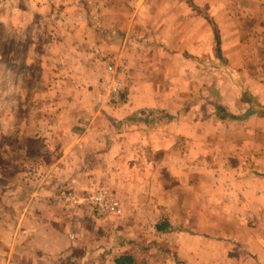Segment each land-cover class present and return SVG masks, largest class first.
<instances>
[{
	"label": "crops",
	"instance_id": "0c3cea01",
	"mask_svg": "<svg viewBox=\"0 0 264 264\" xmlns=\"http://www.w3.org/2000/svg\"><path fill=\"white\" fill-rule=\"evenodd\" d=\"M193 1L208 8L223 39L234 33L238 56L230 58L229 69L249 85L251 101L243 98L240 84L224 95L196 96L195 106L186 110L176 77H162L156 63L131 67L134 85L142 90L132 92L124 108L110 116L91 108L79 113L83 128L58 127L63 134L58 181L82 188L107 179L124 204L123 217L109 225L112 237L96 228L85 233L86 208L74 220L77 227L70 218L67 225H57L55 215L43 209L51 208L50 199L41 197L54 190H39L32 196L27 223L25 215L18 222V230L29 231L30 237L18 240L22 253L3 256L5 264H264V112L255 103L264 104V0ZM183 4L158 0L163 11L146 18L181 22L182 16L167 13V7ZM28 5L35 8L37 2L0 0V23L14 15L22 20ZM199 16L190 13V22L209 33L208 20ZM196 25L193 37L199 36ZM132 57L131 63L139 58ZM149 109L166 114L149 120ZM57 116L70 118L71 113L64 109ZM83 166L73 173L72 167ZM90 217L100 222L97 215ZM69 229L77 238H71ZM79 246L87 252L75 256L72 250Z\"/></svg>",
	"mask_w": 264,
	"mask_h": 264
},
{
	"label": "rangeland",
	"instance_id": "374dc122",
	"mask_svg": "<svg viewBox=\"0 0 264 264\" xmlns=\"http://www.w3.org/2000/svg\"><path fill=\"white\" fill-rule=\"evenodd\" d=\"M138 1L35 0L37 6H26L28 14L22 20L14 15L10 21L0 23V259L5 255L14 257L24 250L18 246V240L28 239L30 232L18 230V222L25 215L23 223H27L25 219L30 217L33 207L32 196L43 189L54 190L41 196L50 199L47 201L51 208L43 209L55 215L54 223L67 225L70 218L77 227L74 220L86 208L100 222L88 215L87 220L85 215L82 218L85 226H81L85 233L96 228L98 234L112 237L109 225L123 217L124 204L107 179L92 181L82 188L74 182L58 181L55 171L62 167L56 164L63 152L59 141L63 134L58 133V127L65 123L76 130L83 128L85 122L82 126L79 113L91 108L108 116L124 108L132 92L142 90L134 85L131 67L147 68L156 63L162 77H176L179 81L176 92L181 90L186 110L195 106L196 96L224 95L243 81L238 71L229 69L230 58L235 61L238 56L234 33L223 39L222 27L219 28L207 7L183 0L181 6L167 7V13L176 12L183 20L166 23L146 18L152 16L150 13L163 11L158 0L145 7L138 6ZM190 13L208 20L209 33L200 32L203 28L190 22ZM195 25L198 37L191 32ZM216 31L220 36L219 48ZM210 33L214 35L207 38ZM133 53L139 57L135 63H131ZM251 58L254 61V55ZM109 66L114 68L113 72ZM250 72L253 76L254 72ZM161 82L162 88L167 87V82ZM113 83L118 87V101L110 99ZM241 85L243 98L251 101L249 85ZM255 103L264 112V104ZM220 105H216L217 109ZM64 109L71 113L70 118L57 116ZM148 111L152 115L149 120L166 114L159 109ZM72 169L74 173L86 167ZM102 186L117 195L122 215H103L93 209L90 195ZM115 227L113 236L117 235ZM73 230L69 229L71 238H77L78 233ZM83 251L87 252L80 247L72 253L79 256ZM0 264H5L4 259Z\"/></svg>",
	"mask_w": 264,
	"mask_h": 264
},
{
	"label": "built area",
	"instance_id": "2783aa9c",
	"mask_svg": "<svg viewBox=\"0 0 264 264\" xmlns=\"http://www.w3.org/2000/svg\"><path fill=\"white\" fill-rule=\"evenodd\" d=\"M110 72H113L112 66L108 67ZM116 83L110 86V99L118 101L119 91ZM90 203L94 208L100 211L103 215H122L123 208L115 193H113L108 187H98L90 195Z\"/></svg>",
	"mask_w": 264,
	"mask_h": 264
},
{
	"label": "trees",
	"instance_id": "16d2710c",
	"mask_svg": "<svg viewBox=\"0 0 264 264\" xmlns=\"http://www.w3.org/2000/svg\"><path fill=\"white\" fill-rule=\"evenodd\" d=\"M215 38H216V41L218 42V48H219V45H220V37H219V34H218L217 31L215 33Z\"/></svg>",
	"mask_w": 264,
	"mask_h": 264
}]
</instances>
